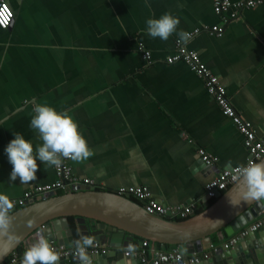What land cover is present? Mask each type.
<instances>
[{
    "label": "crops",
    "instance_id": "0c3cea01",
    "mask_svg": "<svg viewBox=\"0 0 264 264\" xmlns=\"http://www.w3.org/2000/svg\"><path fill=\"white\" fill-rule=\"evenodd\" d=\"M5 1L14 19L9 28H0V194L21 197L32 186L55 180L54 166L45 170L39 160L35 180H9L12 165L4 149L13 133L23 135L34 150L42 143L29 127L37 103L66 110L77 121L94 155L81 163L70 159L72 173L105 191L143 185L165 206L195 202L197 214L205 209L200 200L216 171L245 164L242 134L222 114L203 81L184 62H165L180 37L174 33L167 41L150 38L145 22L169 12L180 20L177 33L201 29L183 41L184 46L199 54L233 107L260 134L264 4L239 11L216 35L204 29L222 24L213 0ZM231 13L232 8L225 15ZM142 50L150 52L151 63L144 61ZM198 148L216 158L214 167L203 164ZM73 224L78 238L90 236L94 244L108 249L107 264H118L117 257L126 259L125 252L142 241L135 236L131 246L113 254L106 235H97V222L74 217ZM229 238L220 243L213 234L211 242L223 246ZM200 251V243H195L187 246L184 256ZM126 262L131 264L133 257L127 256Z\"/></svg>",
    "mask_w": 264,
    "mask_h": 264
},
{
    "label": "water",
    "instance_id": "95a60500",
    "mask_svg": "<svg viewBox=\"0 0 264 264\" xmlns=\"http://www.w3.org/2000/svg\"><path fill=\"white\" fill-rule=\"evenodd\" d=\"M261 161H264V156ZM228 194L232 200L237 199L236 183L211 205L203 199L205 209L181 221L150 214L139 203L112 191L80 187L71 193L49 194L38 201H29L21 208L13 206L9 236H0V264L20 244L27 248L38 232H42L49 242L71 244L73 237L67 216L97 222V235L102 232L106 235L109 251L113 254H117L119 247L131 246L137 236L152 243L177 245L182 253L195 243L201 245L199 254L203 249H211L206 257L200 254L199 262L194 264H264V224L255 231L248 229V225L264 210V201H241L239 205H233ZM244 228L248 233L239 235ZM213 234L220 243L225 236H236V242L228 249L213 247ZM89 256L91 264H107L106 255ZM117 258L120 260L118 264H127V256L126 259ZM68 259L60 258L59 264H78L75 257ZM131 264H139L138 259L133 257Z\"/></svg>",
    "mask_w": 264,
    "mask_h": 264
},
{
    "label": "built area",
    "instance_id": "2783aa9c",
    "mask_svg": "<svg viewBox=\"0 0 264 264\" xmlns=\"http://www.w3.org/2000/svg\"><path fill=\"white\" fill-rule=\"evenodd\" d=\"M264 4V0H213L212 7L216 14L222 16V24L212 25L204 28L205 31L212 34L221 35L224 32V25L228 22L229 18H235L238 12L246 9ZM232 8L233 13L225 15L228 9ZM14 19V13L5 0H0V28L7 29L11 26ZM201 29L196 28L187 33L188 39L198 34ZM142 58L146 63H151V54L148 50H142ZM176 61L184 62L191 71H193L204 83L207 93L214 99L219 106L223 115L228 117L236 129L243 136V146L247 151V160L259 162L264 156V131L260 134L251 128L250 124L243 119L229 101L225 88L221 85L218 78L202 63L199 54L187 49L181 39L175 40V51L172 55L166 56L165 62L172 64ZM198 156L203 164L209 168L215 166L216 158L205 151L203 148L197 149ZM236 167L224 168L217 170L214 177L205 184L204 194L201 198L215 200L227 191L232 185L236 183L234 176ZM55 180L51 184L43 186H32L24 192L21 197L10 199L14 207L21 208L29 201H38L44 196L49 194L57 195L58 193H71L80 189V187H89L92 189H99V185L93 180L88 178H80L72 173L70 159H63L60 167L54 166ZM115 194L127 197L139 203L143 209L157 216L168 217L176 216L182 219H187L189 216L194 215L195 202L188 204L165 206L157 203L151 196L147 187L143 185L119 187ZM262 217L254 220L248 225L249 231H255L264 224V210L260 211ZM248 233L247 229H241L239 235L243 236ZM236 242V236L230 237L224 244L223 248L228 249ZM50 245L58 252L60 258L74 257L72 246L58 244L56 242H49ZM132 250L126 251L125 256H132L138 259L139 264H186L199 262L198 257L201 254L206 257L209 253H192L190 256L185 257L184 253L180 252L178 248L175 249H160L151 246L148 240L144 239L140 242L138 247H132ZM24 250H14L8 255L7 261L1 264H20ZM89 255L106 254L107 248H101L99 245L94 244L93 247L87 249Z\"/></svg>",
    "mask_w": 264,
    "mask_h": 264
},
{
    "label": "clouds",
    "instance_id": "9594fccd",
    "mask_svg": "<svg viewBox=\"0 0 264 264\" xmlns=\"http://www.w3.org/2000/svg\"><path fill=\"white\" fill-rule=\"evenodd\" d=\"M146 33L150 38H159L167 41L176 33L181 41H186L188 35L177 27L180 23L178 17L164 12L159 17L146 19ZM30 118L29 127L38 133L42 143L36 145L35 150L31 142L23 135L13 133L4 151L12 165L9 175L10 181L17 177L21 184H28L36 179L38 170L37 160L45 170L53 166L60 167L63 159H71L81 163L88 160L94 152L89 148L88 142L79 130L77 121L68 111H58L48 103H37ZM234 179L237 184V199L230 203L239 205L241 201H264V161L249 160L247 164L236 167ZM13 203L4 194H0V236H9L12 224ZM94 246V239L90 236L80 235L72 241L73 256L78 264H91L87 249ZM132 250L131 247L129 249ZM60 256L50 245L42 232H38L34 242L23 251L20 264H59Z\"/></svg>",
    "mask_w": 264,
    "mask_h": 264
},
{
    "label": "trees",
    "instance_id": "16d2710c",
    "mask_svg": "<svg viewBox=\"0 0 264 264\" xmlns=\"http://www.w3.org/2000/svg\"><path fill=\"white\" fill-rule=\"evenodd\" d=\"M98 191H105L104 189L102 188H99L97 189ZM61 194V193H60ZM59 195V193L57 194ZM212 202L210 201L209 205H211ZM200 211L202 210H198L196 213L198 214ZM73 218L74 216H67L66 219H67V222H68V225H69V228L72 232V237H73V240L77 239L78 238V233L76 231V228L73 224ZM171 220H174V221H181V220H185V219H182V218H179V217H176V218H172ZM138 239L140 240H144L143 238H140L138 237ZM155 246L159 247V248H171V249H175L177 248L178 246L177 245H169V244H160V243H154ZM17 251L21 250V246L19 245L17 248ZM20 252V251H19ZM8 258L5 259V261H7Z\"/></svg>",
    "mask_w": 264,
    "mask_h": 264
}]
</instances>
